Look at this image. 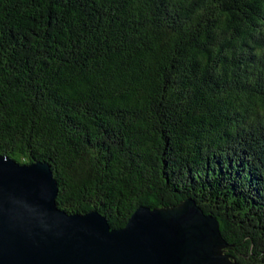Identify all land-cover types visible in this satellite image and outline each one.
<instances>
[{
    "label": "trees",
    "instance_id": "obj_1",
    "mask_svg": "<svg viewBox=\"0 0 264 264\" xmlns=\"http://www.w3.org/2000/svg\"><path fill=\"white\" fill-rule=\"evenodd\" d=\"M0 155L113 228L193 201L264 264V0H0Z\"/></svg>",
    "mask_w": 264,
    "mask_h": 264
},
{
    "label": "water",
    "instance_id": "obj_2",
    "mask_svg": "<svg viewBox=\"0 0 264 264\" xmlns=\"http://www.w3.org/2000/svg\"><path fill=\"white\" fill-rule=\"evenodd\" d=\"M50 163L0 155V264H231L217 219L193 201L140 205L113 228L98 210L57 204Z\"/></svg>",
    "mask_w": 264,
    "mask_h": 264
},
{
    "label": "rangeland",
    "instance_id": "obj_3",
    "mask_svg": "<svg viewBox=\"0 0 264 264\" xmlns=\"http://www.w3.org/2000/svg\"><path fill=\"white\" fill-rule=\"evenodd\" d=\"M224 247L221 248V250H223ZM222 255H225L224 251H222ZM228 260L230 261L229 257ZM231 262V261H230Z\"/></svg>",
    "mask_w": 264,
    "mask_h": 264
}]
</instances>
